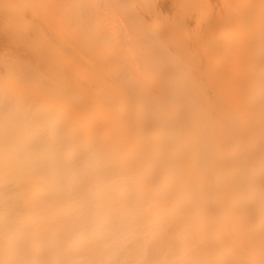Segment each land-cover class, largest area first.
<instances>
[{"label":"bare ground","instance_id":"bare-ground-1","mask_svg":"<svg viewBox=\"0 0 264 264\" xmlns=\"http://www.w3.org/2000/svg\"><path fill=\"white\" fill-rule=\"evenodd\" d=\"M0 264H264V0H0Z\"/></svg>","mask_w":264,"mask_h":264}]
</instances>
